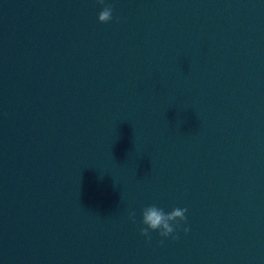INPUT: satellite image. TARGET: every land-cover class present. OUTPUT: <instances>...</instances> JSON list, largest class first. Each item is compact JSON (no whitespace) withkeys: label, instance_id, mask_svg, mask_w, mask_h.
Segmentation results:
<instances>
[{"label":"water","instance_id":"water-1","mask_svg":"<svg viewBox=\"0 0 264 264\" xmlns=\"http://www.w3.org/2000/svg\"><path fill=\"white\" fill-rule=\"evenodd\" d=\"M153 204L188 233L146 242ZM0 264H264V0H48Z\"/></svg>","mask_w":264,"mask_h":264},{"label":"clouds","instance_id":"clouds-1","mask_svg":"<svg viewBox=\"0 0 264 264\" xmlns=\"http://www.w3.org/2000/svg\"><path fill=\"white\" fill-rule=\"evenodd\" d=\"M96 3L104 5L105 0H96ZM113 19V9L111 5H106L98 14V22L107 24ZM187 208H174L171 212L165 213L162 208L155 204L145 207L142 210V220L139 228V235L146 238V242H151L150 233L156 232L160 237L167 239L172 237L173 240L178 239L174 233L183 231L188 233L189 228L184 227L187 224ZM136 213L132 211L129 213V220L136 224ZM163 244V239L160 241Z\"/></svg>","mask_w":264,"mask_h":264}]
</instances>
